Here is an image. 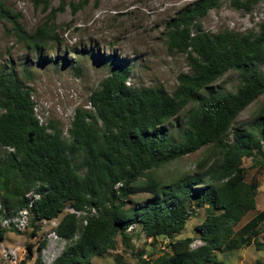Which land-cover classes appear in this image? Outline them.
I'll list each match as a JSON object with an SVG mask.
<instances>
[{
  "label": "trees",
  "instance_id": "obj_1",
  "mask_svg": "<svg viewBox=\"0 0 264 264\" xmlns=\"http://www.w3.org/2000/svg\"><path fill=\"white\" fill-rule=\"evenodd\" d=\"M29 1L45 10L52 3ZM262 1L232 3L250 12ZM86 2L69 5L76 13ZM66 6L61 0L53 13ZM218 6L219 0H196L168 23V50L186 54L190 67L178 76L173 93L162 85L132 86L130 62L98 54L99 61L110 66V74L92 92L91 109L75 112L68 140L58 123H40L33 89L23 77L13 69L0 72V198L4 207L18 211L27 206L28 192L42 194L34 208L32 236L40 228L37 221L59 218L68 204L78 210H98L85 227L75 214L60 217L55 228L59 236L71 238L78 230L80 236L54 264H91L94 257L116 248L119 236L129 246L127 230L136 223L154 242L161 235L170 239L163 253H153L148 259L141 255L138 264H222L219 252L253 244L264 250L259 227L264 224V211L242 224L257 209L259 184L248 182L243 162L251 157L254 166L264 165V103L249 125L235 126L240 114L264 95V22L258 32H207L201 19ZM0 18L9 20L16 37L40 53L39 63L41 52L53 48L59 39L49 22L33 33L26 31L4 0H0ZM230 71L240 78L235 91L204 94ZM23 75L28 78L31 71L25 67ZM186 108L185 127L175 138L166 124ZM210 146L218 150L217 156L210 164L201 161L196 173L172 183L156 175L173 161ZM138 194L150 197L133 208L132 197ZM198 207H204L207 215L196 226V235L177 238ZM6 233L0 228V242ZM197 239L203 244L193 247ZM45 245L46 239L40 241L38 250ZM33 247L28 246L29 259Z\"/></svg>",
  "mask_w": 264,
  "mask_h": 264
},
{
  "label": "rangeland",
  "instance_id": "obj_2",
  "mask_svg": "<svg viewBox=\"0 0 264 264\" xmlns=\"http://www.w3.org/2000/svg\"><path fill=\"white\" fill-rule=\"evenodd\" d=\"M64 1L67 3L65 10H57L54 14L53 10L59 8L61 0H52L48 10L35 7L29 0H4L19 15L26 31L33 33L49 22L56 29L59 39L54 40L53 48L41 52L42 63H39L40 53L28 48L16 37L9 20L0 18V72L13 69L23 77L25 84L33 89L32 99L38 119L42 124L58 123L65 140L69 139L75 112L91 109L92 92L110 74V66L101 63L98 54L116 55L130 62L133 73L129 83L138 88L162 85L173 93L178 87V76L190 70L186 54L168 50L165 32L168 23L196 0H87L76 13L72 12L69 3L85 0ZM232 1L219 0V6L201 19L203 29L210 33L222 30L258 32L260 23L264 22V1L250 12L235 8ZM25 67L31 71L28 78L23 75ZM239 82L238 73L230 71L204 94L209 96L226 90L235 91ZM263 103L264 95L240 114L235 126L249 125ZM187 111L188 108L166 124L175 138L185 127ZM217 154L214 146L204 147L157 170L156 175L164 183H172L201 170V161L212 163ZM80 159L79 156L78 161ZM243 165L248 172V182L255 180L259 188L257 209L251 211L242 224L257 212L264 211V165L254 166L251 157H246ZM149 197L146 194L133 196L132 207L142 205ZM206 215L205 208L198 207L197 214L176 237L195 236L196 226L203 222ZM133 227L127 231L131 237L129 246L119 236L117 247L103 256L94 257L91 264H138L141 255L148 259L153 253L159 255L167 249L170 240L167 236L161 235L154 242L147 237L141 225L136 223ZM259 227L260 239L264 241V224ZM50 229H53L52 222L38 228L36 236H32L34 225L22 232L8 230L5 240L0 242V264H6L4 249L15 250L19 263L35 264L38 245L46 239ZM30 244L34 246L31 259L28 258ZM199 244L203 242L197 239L194 245ZM218 256L222 264H258V260L264 261V250L257 249L253 244L233 252H219Z\"/></svg>",
  "mask_w": 264,
  "mask_h": 264
},
{
  "label": "built area",
  "instance_id": "obj_3",
  "mask_svg": "<svg viewBox=\"0 0 264 264\" xmlns=\"http://www.w3.org/2000/svg\"><path fill=\"white\" fill-rule=\"evenodd\" d=\"M41 197L42 194L39 192H28L26 194L27 206L18 211L13 209L8 210L4 207L2 200L0 199V228L9 231H26L35 217L34 208L36 202L41 199ZM68 213L75 214L79 220L80 226L85 227L88 224L89 217L98 215V210L96 207H85L84 209L78 210L74 206L68 204L61 216ZM59 221L60 218L53 220L44 219L36 222L40 227L42 225L50 224V222H52L53 226V229H50L47 234L46 245L41 250H38L37 259H39V264H54L62 256L65 250L72 246L80 236L79 230L71 238H63L59 236L55 230V228L58 227ZM133 228V225H131L127 231L132 230ZM192 246L196 247L198 245L195 246L193 244ZM3 256L6 264H21L18 261L16 251L13 249H4Z\"/></svg>",
  "mask_w": 264,
  "mask_h": 264
},
{
  "label": "clouds",
  "instance_id": "obj_4",
  "mask_svg": "<svg viewBox=\"0 0 264 264\" xmlns=\"http://www.w3.org/2000/svg\"><path fill=\"white\" fill-rule=\"evenodd\" d=\"M1 200H2V199H1ZM61 215H62V214H61ZM7 231H8V230H7ZM16 232H19V231H16ZM76 241H77V240H76ZM74 244H75V243H74ZM74 244H73V245H74ZM70 247H71V246H70ZM67 249H68V248H67ZM67 249H66V250H67ZM66 250H65V251H66ZM63 254H64V253H63ZM63 254H62V255H63ZM36 259H37V258H36ZM21 263H22V262H21Z\"/></svg>",
  "mask_w": 264,
  "mask_h": 264
}]
</instances>
